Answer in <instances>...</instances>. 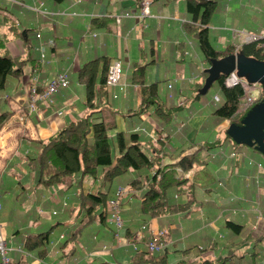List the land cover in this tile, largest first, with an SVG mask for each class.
<instances>
[{
  "label": "crops",
  "instance_id": "1",
  "mask_svg": "<svg viewBox=\"0 0 264 264\" xmlns=\"http://www.w3.org/2000/svg\"><path fill=\"white\" fill-rule=\"evenodd\" d=\"M15 1L0 0V55L26 59L19 80L8 77L0 91V111L11 113L0 129V236L10 258L26 235L48 232L45 257L27 256L29 264H133L136 255L145 253L142 243H137V251L133 249L135 235L140 232L146 241L150 234L164 229L170 264H202L204 260L264 264V162L252 148L238 150L240 158L225 156L234 148L220 135L230 124L212 115L214 104L207 94L196 98L204 66L209 63L202 60L197 44L184 32L183 24L191 20L185 0H151L149 16L140 20L125 14L137 15L141 0H40L41 5L37 0ZM207 27L216 50L232 49L242 43L236 31H264V0H219ZM233 51L236 53V47ZM102 57L108 60L107 69L114 59L124 67L121 85H126L125 89L107 86L109 98L103 94L94 99L97 114L92 116L101 117L114 145L118 133L126 140L136 133L148 154L160 148L164 151L160 155L166 165L203 144L221 142L219 147L201 150L202 163L184 174L195 184L190 218L181 220L180 215L186 213L154 217L142 213L143 191H133L130 182L154 174L155 168L129 170L112 183L108 199L118 186L128 191L121 201L124 224L119 231L98 221L79 227L75 220L78 192L98 190V181L86 179L69 189L35 185L30 160L37 155L40 143L89 110L78 72L85 63ZM141 65L146 66L145 84H157L161 102L181 107L169 124L152 107L138 113L140 92L131 73ZM58 73H66L69 87L59 88L51 96L52 103L37 97L32 109L30 86L35 85L39 93ZM96 88L105 90L98 83ZM214 95H221L216 86ZM200 167L208 170L214 181H196ZM176 171L181 173L179 168ZM231 209L238 211L232 214ZM53 211L57 214L52 215ZM227 218L243 224V232L249 230L251 238L224 228Z\"/></svg>",
  "mask_w": 264,
  "mask_h": 264
},
{
  "label": "trees",
  "instance_id": "2",
  "mask_svg": "<svg viewBox=\"0 0 264 264\" xmlns=\"http://www.w3.org/2000/svg\"><path fill=\"white\" fill-rule=\"evenodd\" d=\"M218 1L185 0L186 12L190 15L191 20L183 24V29L197 44L202 60L208 62L210 59H218L232 54L236 47V53L241 54L243 57L264 61L262 39L241 43L232 49L216 50L211 43L207 26L216 10ZM25 32L30 31L26 30ZM0 45H2L1 41ZM37 62H39V58ZM25 63L26 59H21V57H12L7 53L0 55V91L4 89L8 77H14L16 81L19 80L24 72L23 66ZM107 63L108 60L102 57L91 60L81 66L78 72V80L84 84L86 104L91 112L89 115L68 124L52 134L46 142L40 143L37 155L29 162L30 171L34 170L35 172V185L40 188L63 186L69 189L80 186L86 179L91 180L92 183L98 181V186L104 187L105 191L97 188L98 190L89 191L88 193H83L80 190L77 194L79 205L76 209L75 220L80 227L94 221L107 223L108 194H111L114 180L119 179L129 170L146 171L155 168L154 174L146 175L140 179H133L130 182L133 191H143L141 196L143 199L141 203L142 213L151 217L162 214L187 213L195 204V184L189 178H186L184 174L201 162L199 158L201 150L219 147L218 145H221V142L203 144L195 152L186 154L177 159V161L166 165L161 162L163 157L160 153H164V151L160 148L148 154L136 133L130 134L127 140L122 133H118L114 145L107 134L106 126L101 117L92 116L97 114L94 111L97 108V105L94 104V99L103 94L105 98H109L105 83L108 70ZM145 67V65L137 66L131 73V81L133 84L138 85L140 92L138 113L152 107L154 112L162 117L166 124H169L172 116L177 114L181 107L180 105L179 107L167 106L166 103L161 102L157 84H145ZM206 76L207 73L204 70L203 81L197 89L198 96L196 98L206 95L213 84H215L223 102L219 106H215L216 104L212 105L211 113L219 119L227 120L229 124H240V121L251 109L264 99L262 94L259 93L255 100H248L250 95L253 94L252 90H249L251 84L240 82L236 86L227 87L224 84L225 76L223 75L213 82L206 93L203 94L201 88ZM97 83L105 90L102 89L101 91V89L96 88ZM10 117L11 113L0 111V129ZM225 136L232 146L237 144L227 133ZM248 147L257 151L255 146ZM114 149H116V152ZM177 168L180 169L181 173L176 171ZM262 210H264V201L262 202ZM224 228L234 235L249 236L248 238H251L249 230L245 233L243 232V224L228 218ZM48 240V232L26 235L20 249L13 251L11 263L29 264L27 256L43 259L46 255ZM135 257L133 264L145 262L150 264H170L167 247H164L158 253L145 251L144 254H139ZM202 264H225V261L220 260V262L216 263L204 260Z\"/></svg>",
  "mask_w": 264,
  "mask_h": 264
},
{
  "label": "built area",
  "instance_id": "3",
  "mask_svg": "<svg viewBox=\"0 0 264 264\" xmlns=\"http://www.w3.org/2000/svg\"><path fill=\"white\" fill-rule=\"evenodd\" d=\"M8 1H10L11 3L17 2L15 0H8ZM37 2H38V5L43 4V2H41L40 0H37ZM150 4H151V0H141L139 2V8H138L139 10H138L137 15H134V13H130V14L127 13L125 14V16L134 17V18H137L138 20L144 19L145 17L149 16V5ZM29 9L35 12L39 11L38 7H29ZM236 35L241 36L242 43L253 42V41L262 39L263 40L262 53L264 55V31H262L261 33H247V32L236 31ZM39 36H40L39 34H36V37H39ZM40 51H43L42 46L40 48ZM184 53L187 54V52H184ZM43 57L44 55L43 53H41V58ZM123 74H124L123 63L118 59H114L109 65L107 73H106V79H105L106 85L108 87H119L121 91L124 90L126 85H121V75ZM240 82L241 80L234 74V72L230 73L224 78V84L227 87L236 86ZM251 85L255 86L257 84H251ZM68 87H69V81L66 76V73H58L54 77L49 79L39 93L35 85L30 86L29 88V93L31 95L30 96V107L34 109L33 103L35 102L37 97H38L37 99L46 100L52 103L51 96L54 93H56L59 90V88H68ZM258 95L251 94L248 100H255ZM113 97L116 98V94H113ZM213 98H214V102H216L215 100L217 99H219L220 101V98L218 97V95H214ZM221 152L222 151H220V153ZM221 154H224V153H221ZM238 155L239 153L233 150V151H230V153H228L225 156L229 158H236ZM257 167H260V164H257ZM220 184H222V182H220ZM127 192L128 191L126 187L118 186L113 196H111L107 202V211H108L107 223L110 225H113L114 229L117 231L123 228L124 222L120 215V210H121L122 198L124 197V194ZM66 205H67L66 202H63L62 208H65ZM0 208H1V205H0ZM237 211H238L237 209H231L232 214H236ZM51 214L56 215L57 211H53L51 212ZM145 228H146L145 224L141 226L142 230ZM166 235H167V230L159 229L155 231L154 233L150 234L148 240L142 241L141 233L138 232L135 235L134 241L131 242V245L135 251H137L138 249L137 243L139 244L142 243L144 245L145 251L150 252V253L160 252L165 247L164 238H166ZM63 237H64L63 235H60V238H63ZM0 264H12L11 258L9 256V249L7 248L6 242L2 236H0ZM57 264H61V263H57Z\"/></svg>",
  "mask_w": 264,
  "mask_h": 264
},
{
  "label": "water",
  "instance_id": "4",
  "mask_svg": "<svg viewBox=\"0 0 264 264\" xmlns=\"http://www.w3.org/2000/svg\"><path fill=\"white\" fill-rule=\"evenodd\" d=\"M208 63L209 66L205 69L207 76L201 88L203 94L221 75L227 76L236 69L248 73L249 78L254 80L248 84L264 85V61H256L239 53H232L218 59H210ZM262 102L263 105L252 112L254 107ZM262 102L255 105L240 124L231 123L226 133L235 143L255 146V149L264 155V99Z\"/></svg>",
  "mask_w": 264,
  "mask_h": 264
},
{
  "label": "rangeland",
  "instance_id": "5",
  "mask_svg": "<svg viewBox=\"0 0 264 264\" xmlns=\"http://www.w3.org/2000/svg\"><path fill=\"white\" fill-rule=\"evenodd\" d=\"M211 43H213V42H211ZM143 61V60H142ZM205 67V69H207L208 68V64L206 65V66H204ZM235 75L242 81V82H247V83H251L252 81H254L252 78H249V76H248V73H245V72H243L242 70H240V69H236L235 71ZM121 78L123 79V75H121ZM249 90L251 91L252 90V92H253V95H258L259 93H261L262 94V96L264 97V85L262 84V83H260V84H257V85H250V87H249ZM214 91H215V85H213L210 89H209V91L207 92V96L206 97H209L208 99H209V101L210 100H212L213 101V104H216L215 106H219L222 102H223V100H222V96L221 95H219L220 96V101H219V99H217V100H215L216 102H214V98H213V96H212V94L214 93ZM219 101V102H218ZM263 105V102L262 103H260V104H258L257 106H255L254 107V109L252 110V112L254 111V110H256L257 108H260L261 106ZM89 111V110H88ZM87 110L84 112V113H82V117L83 116H85L86 115V113L88 112ZM251 112V113H252ZM250 113V114H251ZM87 116V115H86ZM81 117V118H82ZM225 134H226V132L225 131H223L222 132V134L220 135V138L221 139H223V138H225ZM229 145V144H228ZM233 148H234V150H236L237 152H239L238 150H240V149H242V148H245V149H247V148H250V147H248L247 145H244V144H239V143H237L236 145H234L233 146ZM255 156H258L259 157V159H261L263 162H264V155H262L260 152H258L257 151V153H255ZM239 158H240V152H239ZM243 159V158H242ZM254 174V173H253ZM194 179L196 180V181H198L199 183H205V184H207V183H210L211 181H214L213 180V177L211 176V174L208 172V170H205V169H203V167H200V168H197V171H196V175L194 176ZM98 185H99V183H98ZM98 188H99V190H101V191H105V189H104V187H102V186H98ZM183 215H186V217H184ZM183 215H180L181 216V220H183L184 218H190L191 217V213L190 212H188V213H186V214H183ZM181 220H179V221H181ZM178 221V222H179ZM173 224H175V223H173ZM190 232H193V229L190 231ZM195 232V231H194Z\"/></svg>",
  "mask_w": 264,
  "mask_h": 264
},
{
  "label": "bare ground",
  "instance_id": "6",
  "mask_svg": "<svg viewBox=\"0 0 264 264\" xmlns=\"http://www.w3.org/2000/svg\"><path fill=\"white\" fill-rule=\"evenodd\" d=\"M42 86V85H41ZM219 102V101H218Z\"/></svg>",
  "mask_w": 264,
  "mask_h": 264
}]
</instances>
